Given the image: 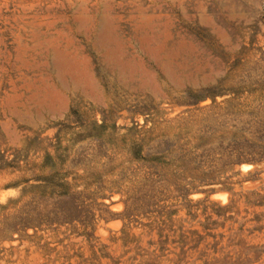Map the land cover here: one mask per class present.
Here are the masks:
<instances>
[{
	"label": "rangeland",
	"instance_id": "374dc122",
	"mask_svg": "<svg viewBox=\"0 0 264 264\" xmlns=\"http://www.w3.org/2000/svg\"><path fill=\"white\" fill-rule=\"evenodd\" d=\"M263 2L0 0V264H264Z\"/></svg>",
	"mask_w": 264,
	"mask_h": 264
},
{
	"label": "bare ground",
	"instance_id": "6f19581e",
	"mask_svg": "<svg viewBox=\"0 0 264 264\" xmlns=\"http://www.w3.org/2000/svg\"><path fill=\"white\" fill-rule=\"evenodd\" d=\"M140 140V139H139ZM109 167V166H108ZM83 177V176H82ZM108 202V201H107ZM121 203V202H120ZM119 204V203H118ZM113 208V207H112ZM118 220V219H117ZM112 221V220H111ZM114 221V220H113ZM115 223H116V220H115Z\"/></svg>",
	"mask_w": 264,
	"mask_h": 264
},
{
	"label": "built area",
	"instance_id": "2783aa9c",
	"mask_svg": "<svg viewBox=\"0 0 264 264\" xmlns=\"http://www.w3.org/2000/svg\"><path fill=\"white\" fill-rule=\"evenodd\" d=\"M262 7H263V9H264V2H263V6H262Z\"/></svg>",
	"mask_w": 264,
	"mask_h": 264
}]
</instances>
